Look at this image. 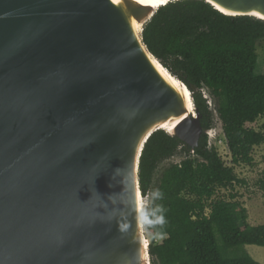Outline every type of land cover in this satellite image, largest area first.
<instances>
[{
  "label": "water",
  "instance_id": "obj_1",
  "mask_svg": "<svg viewBox=\"0 0 264 264\" xmlns=\"http://www.w3.org/2000/svg\"><path fill=\"white\" fill-rule=\"evenodd\" d=\"M176 1L0 0V264H151L144 147L211 132L143 43ZM203 1L264 22V0Z\"/></svg>",
  "mask_w": 264,
  "mask_h": 264
},
{
  "label": "trees",
  "instance_id": "obj_2",
  "mask_svg": "<svg viewBox=\"0 0 264 264\" xmlns=\"http://www.w3.org/2000/svg\"><path fill=\"white\" fill-rule=\"evenodd\" d=\"M143 43L192 92L202 127H215L209 94L232 158L228 166L204 133L190 146L160 130L142 152L140 189L148 199L144 226L151 264H261L245 249L264 247V224L249 223L247 208L217 191L245 183L235 166L253 165L264 131L249 125L264 118V75L257 73V45L264 22L226 16L203 0H180L161 7L143 31ZM158 176L162 163L174 157ZM207 211L209 213L207 214Z\"/></svg>",
  "mask_w": 264,
  "mask_h": 264
},
{
  "label": "rangeland",
  "instance_id": "obj_3",
  "mask_svg": "<svg viewBox=\"0 0 264 264\" xmlns=\"http://www.w3.org/2000/svg\"><path fill=\"white\" fill-rule=\"evenodd\" d=\"M257 51L259 54L257 73L264 75V40L258 43ZM206 97L211 102L210 106L214 112L216 122V125L211 129L210 134H207L209 136L210 145L216 147L220 156L228 166H232V158L222 130V124L215 110L216 102L213 97L209 96V94H207ZM249 127L258 131H264V118H260L255 124L249 125ZM253 157V165L235 166V171L238 177L245 183L236 184L227 189H219L215 198L230 200L232 196H237V200L242 202L247 208L249 223L253 226H259L264 224V144L254 149ZM181 160L182 157L176 156L171 160L162 163L158 171V176L171 163H179ZM143 202L147 203L148 199H143ZM208 213L209 211H207V214ZM145 236L147 240L151 237L158 243L163 241V237L152 235L147 231L145 232ZM245 249L253 259L264 264V247L248 245Z\"/></svg>",
  "mask_w": 264,
  "mask_h": 264
},
{
  "label": "bare ground",
  "instance_id": "obj_4",
  "mask_svg": "<svg viewBox=\"0 0 264 264\" xmlns=\"http://www.w3.org/2000/svg\"><path fill=\"white\" fill-rule=\"evenodd\" d=\"M114 1H119V0H114ZM137 2H139L140 4L144 5V6H153V7H157V4H159L162 0H136ZM156 67L158 68V70L161 72V74L173 85L175 86L178 90L180 89V91H184L186 93V96L188 98V100H190V94L187 92V89H185L182 84L180 82H178V80L176 78H172L170 76V74L163 69L159 63H157L156 61H154ZM166 129H171L170 126H165ZM144 198V197H143ZM143 198L142 200H140V204L144 206V202H143ZM145 200V199H144ZM147 243V240H146Z\"/></svg>",
  "mask_w": 264,
  "mask_h": 264
}]
</instances>
